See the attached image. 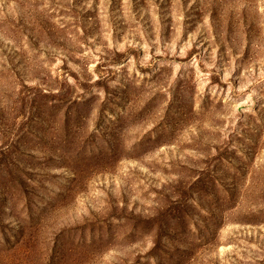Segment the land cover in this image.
<instances>
[{
  "label": "rangeland",
  "instance_id": "rangeland-1",
  "mask_svg": "<svg viewBox=\"0 0 264 264\" xmlns=\"http://www.w3.org/2000/svg\"><path fill=\"white\" fill-rule=\"evenodd\" d=\"M0 264H264V0H0Z\"/></svg>",
  "mask_w": 264,
  "mask_h": 264
}]
</instances>
